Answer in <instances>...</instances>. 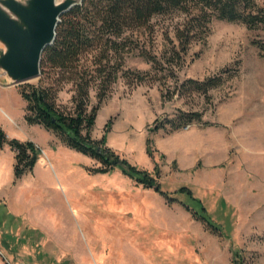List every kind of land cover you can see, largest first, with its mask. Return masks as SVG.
I'll list each match as a JSON object with an SVG mask.
<instances>
[{
    "label": "rangeland",
    "instance_id": "1",
    "mask_svg": "<svg viewBox=\"0 0 264 264\" xmlns=\"http://www.w3.org/2000/svg\"><path fill=\"white\" fill-rule=\"evenodd\" d=\"M179 20L154 17V32L123 54L122 71H150L143 43L162 59L159 74L137 82L119 70L90 132L99 139L108 130L106 145L151 172L168 199L136 185L121 165L90 172L98 162L24 121L20 84L6 85L0 74V85L11 86L0 88V129L11 134L22 125L38 149L20 177L12 150L0 152V264H233L236 250L241 264H264V232L237 225L246 190L232 182L264 173V24L250 29L213 18L204 41L178 55L162 29ZM168 37L177 44L171 30ZM189 78L217 84L206 93L187 87L179 94ZM71 94L69 83L57 99L69 107ZM96 103L91 89L89 107ZM180 110L201 119L153 131Z\"/></svg>",
    "mask_w": 264,
    "mask_h": 264
},
{
    "label": "trees",
    "instance_id": "2",
    "mask_svg": "<svg viewBox=\"0 0 264 264\" xmlns=\"http://www.w3.org/2000/svg\"><path fill=\"white\" fill-rule=\"evenodd\" d=\"M165 16L180 18L162 29L164 38L172 44V54L179 55L185 53L193 41H204L213 18L241 21L251 29L259 23L264 24V7L255 0H82L60 16L54 41L41 55L39 83H21L18 92L25 104L24 120L51 131L66 146L98 162V166L86 168L90 172L107 173L121 165V173L136 185L152 189L168 199L151 172L131 164L106 145L107 127L101 138L90 136L109 85L121 70L123 54L139 48V36L154 32V17ZM169 30L174 33L177 44L168 37ZM142 44L140 54L150 62L151 69L143 73L121 70L126 79L140 82L146 78L144 76L159 74L162 59L147 52ZM113 58L118 62L112 63ZM69 83L72 94L68 107L58 101L57 95ZM216 84L212 79L189 78L180 84L178 92L180 94L181 89L188 87L206 93ZM91 89L96 91L97 103L89 107ZM200 119L201 114L196 111L180 110L172 119L159 123L153 131L166 124L172 131L186 128L189 123ZM151 143V138L147 137L145 146L149 156H152ZM4 145L15 153L16 177L32 169L38 151L32 141L9 137L0 129V149ZM232 255L233 264H241L240 250Z\"/></svg>",
    "mask_w": 264,
    "mask_h": 264
},
{
    "label": "water",
    "instance_id": "3",
    "mask_svg": "<svg viewBox=\"0 0 264 264\" xmlns=\"http://www.w3.org/2000/svg\"><path fill=\"white\" fill-rule=\"evenodd\" d=\"M82 0H0V74L6 85L40 76V59L60 16Z\"/></svg>",
    "mask_w": 264,
    "mask_h": 264
},
{
    "label": "crops",
    "instance_id": "4",
    "mask_svg": "<svg viewBox=\"0 0 264 264\" xmlns=\"http://www.w3.org/2000/svg\"><path fill=\"white\" fill-rule=\"evenodd\" d=\"M6 87H11V86L0 85V88H6ZM24 105L25 104L23 102V114H22L23 119H24ZM2 111L4 112V110ZM28 125H37V124H28ZM18 128L19 130L21 129L20 132L15 131L14 133L11 134L8 132L7 133L11 137L17 138L19 140L31 139L28 133H26V135L22 133L23 131L22 125H19ZM50 135H51V139H50L51 141L53 140L58 141V139L54 136V134H52V132ZM4 150H6L9 154L12 153L14 159V152H12L7 145H4L0 149V152ZM12 164H14V161ZM232 179H233L232 182H234V184L239 186V190L241 188H245L246 190V193L242 197L243 199L238 198V202H239L238 205H240L239 207H241L242 205L243 208L240 209L241 214H237L236 216L237 225L239 227H249L250 231H256V229L258 228L260 229L259 232L261 231L264 232V173L262 175H252L249 177H243L242 179H238L236 177Z\"/></svg>",
    "mask_w": 264,
    "mask_h": 264
}]
</instances>
